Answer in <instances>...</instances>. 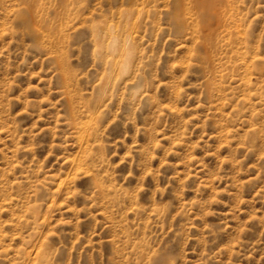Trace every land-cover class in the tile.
<instances>
[{
	"label": "rangeland",
	"instance_id": "1",
	"mask_svg": "<svg viewBox=\"0 0 264 264\" xmlns=\"http://www.w3.org/2000/svg\"><path fill=\"white\" fill-rule=\"evenodd\" d=\"M0 264H264V0H0Z\"/></svg>",
	"mask_w": 264,
	"mask_h": 264
},
{
	"label": "bare ground",
	"instance_id": "2",
	"mask_svg": "<svg viewBox=\"0 0 264 264\" xmlns=\"http://www.w3.org/2000/svg\"><path fill=\"white\" fill-rule=\"evenodd\" d=\"M116 44V39L113 38L108 44H107V48L108 50L112 51L115 47ZM121 73L125 71V61L123 62V64L121 65Z\"/></svg>",
	"mask_w": 264,
	"mask_h": 264
}]
</instances>
